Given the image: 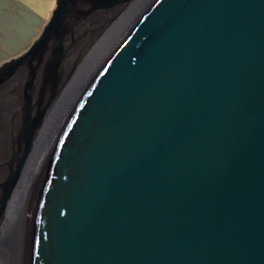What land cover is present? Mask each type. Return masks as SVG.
Masks as SVG:
<instances>
[{
	"label": "water",
	"instance_id": "obj_1",
	"mask_svg": "<svg viewBox=\"0 0 264 264\" xmlns=\"http://www.w3.org/2000/svg\"><path fill=\"white\" fill-rule=\"evenodd\" d=\"M128 1L56 0L0 64V221L47 108ZM65 115L23 264H264V0H147Z\"/></svg>",
	"mask_w": 264,
	"mask_h": 264
},
{
	"label": "bare ground",
	"instance_id": "obj_2",
	"mask_svg": "<svg viewBox=\"0 0 264 264\" xmlns=\"http://www.w3.org/2000/svg\"><path fill=\"white\" fill-rule=\"evenodd\" d=\"M147 0H129L111 19L82 57L71 76L61 87L37 129L33 148L26 159L18 183L0 221V264H23L27 228L34 190L39 175L55 143L72 100L81 89L89 71L105 54L109 45L124 28L130 17ZM132 15L130 12L133 11ZM108 28V29H107ZM22 184L21 189L18 188ZM23 227V228H22Z\"/></svg>",
	"mask_w": 264,
	"mask_h": 264
},
{
	"label": "rangeland",
	"instance_id": "obj_3",
	"mask_svg": "<svg viewBox=\"0 0 264 264\" xmlns=\"http://www.w3.org/2000/svg\"><path fill=\"white\" fill-rule=\"evenodd\" d=\"M55 4L56 0H0V64L32 43ZM21 187L19 184L18 188Z\"/></svg>",
	"mask_w": 264,
	"mask_h": 264
}]
</instances>
